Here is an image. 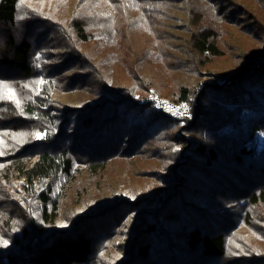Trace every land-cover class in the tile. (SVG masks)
I'll use <instances>...</instances> for the list:
<instances>
[{"label":"trees","instance_id":"obj_1","mask_svg":"<svg viewBox=\"0 0 264 264\" xmlns=\"http://www.w3.org/2000/svg\"><path fill=\"white\" fill-rule=\"evenodd\" d=\"M75 1L0 0V264H264V0Z\"/></svg>","mask_w":264,"mask_h":264},{"label":"rangeland","instance_id":"obj_2","mask_svg":"<svg viewBox=\"0 0 264 264\" xmlns=\"http://www.w3.org/2000/svg\"><path fill=\"white\" fill-rule=\"evenodd\" d=\"M24 4H26V5H28V6H30V7H32V8H35V9H37V10H39V12H41V13H43L44 14V12L43 11H41V10H43V9H40V7H38L37 6V3L38 2H40L41 0H21ZM64 2H62L60 5H58L57 7H58V9L56 10V11H52V10H49V12H57V14H56V17H60L61 18V16H67V17H69L70 16V14H73V11H74V9H75V6H77L76 5V1L75 0H63ZM55 3H56V1H55ZM62 13V14H61ZM59 18V19H60ZM182 25V23H179V26H181ZM38 33H40V32H38ZM43 33L44 34H47L48 32L45 30V31H43ZM50 40V39H49ZM53 44V45H52ZM51 45L53 46V49L54 50H56V48H54V47H57L58 45H57V43H52ZM38 49H39V51H40V53H39V55L41 56V58L42 59H45V58H47V51H48V48L47 47H45V46H43L42 44H39V47H38ZM55 56V55H54ZM153 97V96H152ZM151 97V98H152ZM166 101V100H165ZM169 102V101H168ZM170 103V102H169ZM171 104V103H170ZM170 114V113H169ZM172 117H174V118H176V117H185L186 115H184V116H173L172 114H170ZM40 133L39 134H37L36 135V139L38 140V139H40ZM115 169H119V170H117V171H121V170H125V169H127V168H124V163H117V164H115ZM114 175L116 176V177H118V174L117 173H114ZM82 178V177H81ZM81 178H79L78 180H76L75 182H71L69 185H68V187L67 188H63V190L60 192V194H59V199H58V203L60 204V203H68V202H70V200H72L73 199V196H74V194H76L79 190H82L83 188H84V186H86L87 187V189H88V191L91 193V194H96V191H97V189H96V187H95V184L92 182V181H90L88 178L86 179V178H84V180H82V181H80L81 180ZM137 183V182H136ZM138 184V183H137ZM144 188L145 187V183L144 182H142L141 184H140V188ZM55 188H60V182L59 183H57L56 185H55ZM55 198V197H54ZM27 199H29V198H27ZM30 205H32V206H35V208H33V210H37V209H39L40 208V205H41V202L40 201H38V200H35V201H33V202H31V204ZM60 220H62V216L60 217ZM243 233V235H245V232H242ZM248 236V235H247ZM238 236H236V238H237ZM249 239L251 240V238L249 237ZM251 241H253V240H251ZM250 243V242H249ZM115 245H116V243H115ZM114 245V246H115ZM114 253V252H113Z\"/></svg>","mask_w":264,"mask_h":264},{"label":"built area","instance_id":"obj_3","mask_svg":"<svg viewBox=\"0 0 264 264\" xmlns=\"http://www.w3.org/2000/svg\"><path fill=\"white\" fill-rule=\"evenodd\" d=\"M155 108L161 109L164 112L170 113L173 116H184L188 113L184 104H170L168 101L161 100L158 97H153Z\"/></svg>","mask_w":264,"mask_h":264},{"label":"snow or ice","instance_id":"obj_4","mask_svg":"<svg viewBox=\"0 0 264 264\" xmlns=\"http://www.w3.org/2000/svg\"><path fill=\"white\" fill-rule=\"evenodd\" d=\"M6 243V242H5Z\"/></svg>","mask_w":264,"mask_h":264}]
</instances>
